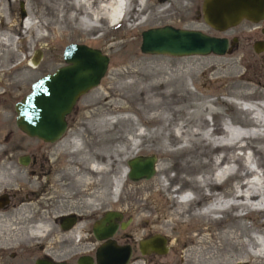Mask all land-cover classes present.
Here are the masks:
<instances>
[{
    "label": "rangeland",
    "instance_id": "obj_1",
    "mask_svg": "<svg viewBox=\"0 0 264 264\" xmlns=\"http://www.w3.org/2000/svg\"><path fill=\"white\" fill-rule=\"evenodd\" d=\"M52 1L53 7L50 6V0H45L44 8L35 0L28 3L16 0L11 7L5 6V14L16 18H23L26 7L29 8L35 16V21L44 24L39 25V32L45 38L35 42L34 34L31 32L30 46L23 41V48L19 54L26 59L20 71L28 72L29 78L23 85H11L13 88L8 89L4 84L0 86V95L4 94V99L10 102V108L2 110L5 112L3 115H11L12 102L29 91L31 82L64 64L62 50L66 44L83 43L99 49L109 58L105 74L98 86L78 99L72 112L67 116L70 127H75L74 131L81 132L84 137L86 159L108 163L105 172L99 175L89 174L91 189L88 197L96 199L90 207L97 208L100 205L102 208H121L132 214L134 222H149L152 231L167 237L168 251L161 259L159 258L164 264H211L214 260L216 261L212 264H223L224 261L238 258L245 249L261 252L260 249H264V216L258 212H250L243 216L242 225H229L233 221L232 216L235 214L233 211L220 214L222 217L216 221L197 218L191 220V225H166L164 214L169 206L166 197L158 191L148 194L139 189L147 179L132 181L126 175L120 191L118 190L116 194L112 191V178L120 173L130 158L135 157L133 154L122 153L129 151L130 143L140 142L137 137L139 133H148L150 138L138 148L147 145L159 148L161 145L155 139L166 145L167 134L170 131L178 134L179 127L183 123L187 124L186 120L189 117L196 126L205 128V124L201 122L202 118H208L209 121L212 116L218 125L223 119L236 115V109L245 110L251 102H264V48L256 53L253 51L252 43L258 37L264 38V33L259 30L260 22L242 21L220 33L203 22L200 13L201 0H146L142 12L137 14L133 10L131 15L139 16V19L148 16L149 20L132 31L130 26L135 23L133 18L119 23H116L117 20L110 23L96 21L80 23L77 19L69 18L72 14L67 9L70 0ZM134 2L135 0L133 5ZM59 7H62L61 11ZM162 8L164 10L160 11ZM166 24L199 29L209 34L232 36L236 41L223 55L173 57L140 52L141 31ZM91 25L96 27L91 29ZM34 51H39L41 58L37 64L32 63L31 66L28 61ZM10 77L11 75L8 76ZM159 94L166 97H159ZM156 100L160 106L155 111L143 106V103ZM205 106L212 114H209V111H201V116L194 120L192 112L195 108L203 110ZM156 113L167 117V121L160 124L145 123L146 117ZM194 127L191 124L188 126L190 129H195ZM233 128L242 130L236 124H233ZM252 128L264 132V127L249 129L253 130ZM251 144L256 147L264 146V140L252 141ZM198 145H193L189 152L177 153L165 159V163L178 171L179 178L174 186L182 182L179 180L181 177L188 179L197 176L194 172L184 176L181 169L188 161L193 163L203 160L200 154L209 148ZM210 154L211 152L209 156ZM150 155L152 154L145 153L138 156ZM258 157L262 163L259 154ZM162 163L159 158H154V167ZM85 169L86 167L82 170V175L88 173ZM173 172L171 171L169 175ZM230 184L232 182H225L222 189L228 191ZM191 185L195 187L192 180ZM185 191H188L186 198L192 197L191 190L185 187L172 195L179 197ZM211 201V198H201L197 204L190 205L189 212H193L194 207L200 208ZM167 227L171 228L170 233L165 231ZM230 232L234 233L231 234L232 237H229ZM252 239L259 242L260 249L253 246ZM188 248L194 249L189 256L190 259H186L185 256ZM246 259L248 264H264V255L256 259L253 257Z\"/></svg>",
    "mask_w": 264,
    "mask_h": 264
},
{
    "label": "bare ground",
    "instance_id": "obj_2",
    "mask_svg": "<svg viewBox=\"0 0 264 264\" xmlns=\"http://www.w3.org/2000/svg\"><path fill=\"white\" fill-rule=\"evenodd\" d=\"M15 1L16 0H0V86L4 84L8 89L15 85H23L29 78L28 72L22 73V71H20L26 59L20 56L21 53L19 54L23 48V41H25L27 46H30L32 43V39L30 38L31 32L34 34L33 41L35 42L45 38V36L41 35L39 32V25L44 26V24L37 20L35 21V16L29 8L26 7L25 16H23V18L11 17L5 14V6L9 5L11 7ZM22 1L28 3L30 0ZM35 1H38L44 8L45 0ZM50 2V6L53 7V1L50 0ZM134 3L135 5H133V0H70L67 9L72 13L69 18L77 19L80 23L86 21L110 23L114 20H117L116 23H119L133 18L135 23L130 26V30L133 31L149 20L148 16L145 17V19H139V16L133 17L131 15L133 10H135L137 14L142 12L146 0H135ZM62 7H59V11H61ZM163 10L164 8L160 9V11ZM91 26V29L96 27V25ZM28 62L29 65L33 66L30 58ZM9 75H11L10 78H8ZM138 94L140 95V92ZM159 97L164 98L166 96L159 94ZM143 106L148 110L155 111L160 105L159 101L156 100L143 103ZM236 110V115L234 114L232 118L223 119L218 125L213 121L212 116H210L209 119L212 123H209L208 118H202L201 122L205 124V128L196 126L189 117V119L186 120L187 124L183 123L179 127L178 134L174 131H170L167 134L166 145H162L160 140L155 139L161 145L159 148H151L149 145L144 148H138L141 143L148 142L150 138L148 133H139L137 137L140 142L136 144L130 143L129 151L122 153L123 155L133 154L135 156L149 153L154 155V158L157 157L163 162L162 164L155 165L152 176L147 178V182L142 184L139 189L148 194L158 191L166 197L169 204L164 214L166 225H191V220L197 218L210 220V222L211 220L216 221L222 217L220 214L229 211L235 212L232 216L233 221L229 225H242V217L250 212H258L264 216V146L256 147L251 144L252 141L260 142L264 140V132L259 131V129H249L250 127H264V119L262 117V115L264 116V102H251L245 110L239 108ZM201 111L208 112L209 109L207 106H205L203 110L199 109V107L195 108L192 112L194 120L201 116ZM210 112L211 111H209V114H212ZM1 113L4 114L5 112ZM163 121H167V117H162L159 113H156L146 117L145 123L160 124ZM190 124L195 126V129L188 128ZM233 124L240 126L242 130H234ZM197 144H199V147L201 145L209 148L208 151L200 154L203 160L193 163H189L188 161L183 164L181 169V173L184 174V176L191 175L193 172L197 176L194 178L188 176V179L181 177L179 180L182 182L174 186L177 184L179 178V176L177 177L178 171L174 170L172 165L169 166L167 162L165 163V159L177 153L189 152L192 150L193 145ZM170 146H172V148H168ZM210 152L211 154L209 156ZM258 154L263 160L262 163L259 161ZM107 164L108 163L103 164L96 160L88 161L86 164L88 173L76 179L82 187L84 186L86 189L90 190L91 184L89 182H91V180L89 174L99 175L105 172ZM171 171L175 173L173 172L172 175H169ZM127 172L128 166L126 165L117 176L112 178L113 194H116L123 185ZM161 176H163V178H161ZM191 180L195 182V187L191 185ZM227 181L232 182L229 186L230 191H224V189H222L224 183ZM182 187L186 189L189 188L192 197L186 198L183 195L179 197L172 195V193L179 192ZM204 197L208 199L211 198V203L203 205L200 208L194 207L192 209L193 212H189L190 205L197 204L198 201ZM94 200L96 201L95 198H90V201L86 203L92 205ZM147 208L148 206H146V209ZM170 230L171 228L167 227L165 231L170 233ZM232 233L233 232H230L229 235ZM229 237H232V235ZM252 240L253 246L260 249L259 242L255 239ZM200 246L201 244L199 247ZM260 251L261 252L258 253L245 249L243 253H240L241 255L238 254V258L231 259L230 261L226 259L227 261H224L223 264L226 262H228V264H248L247 257L256 259L264 255V249H260ZM193 252L194 249L188 248L185 252L186 259H188ZM188 261L192 262L191 260ZM214 261H212L211 264Z\"/></svg>",
    "mask_w": 264,
    "mask_h": 264
},
{
    "label": "flooded vegetation",
    "instance_id": "obj_3",
    "mask_svg": "<svg viewBox=\"0 0 264 264\" xmlns=\"http://www.w3.org/2000/svg\"><path fill=\"white\" fill-rule=\"evenodd\" d=\"M259 30L264 33V20ZM226 37L230 49L235 42ZM20 98L5 117L1 112L10 102L0 95V264H97L96 250L106 239L130 249L126 264H164L160 259L165 254L139 252L138 241L155 233L149 222L136 223L121 208H91L86 203L89 190L77 180L88 163L82 133L75 132L66 117V129L57 140L28 136L15 125L14 104ZM107 211L119 218L112 234L98 239L94 224Z\"/></svg>",
    "mask_w": 264,
    "mask_h": 264
},
{
    "label": "water",
    "instance_id": "obj_4",
    "mask_svg": "<svg viewBox=\"0 0 264 264\" xmlns=\"http://www.w3.org/2000/svg\"><path fill=\"white\" fill-rule=\"evenodd\" d=\"M203 22L212 30L223 33L243 20L259 23L264 20V0H201ZM139 50L142 53L173 57L193 55H223L229 49V39L199 29H186L172 25L150 27L140 34ZM232 42L236 39L233 37ZM264 41H254L253 51L259 53ZM41 55L34 51L31 62L37 64ZM63 65L38 77L29 91L14 104L15 125L28 136L46 142L57 140L67 126L66 117L78 99L98 86L105 74L109 58L97 48L83 43H68L62 50ZM127 177L131 180L147 179L154 172V157L135 156L127 161ZM119 214L107 211L94 225L98 239L108 238ZM141 254L158 255L168 251L167 238L154 233L138 241ZM129 248L113 245L106 239L96 250L97 264H126ZM48 264V263H47ZM78 264H90L89 260Z\"/></svg>",
    "mask_w": 264,
    "mask_h": 264
}]
</instances>
